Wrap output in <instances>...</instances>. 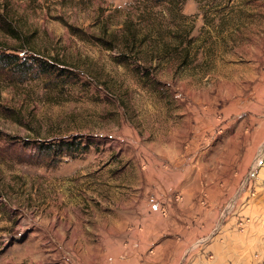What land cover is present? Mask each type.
<instances>
[{"label":"rangeland","instance_id":"rangeland-1","mask_svg":"<svg viewBox=\"0 0 264 264\" xmlns=\"http://www.w3.org/2000/svg\"><path fill=\"white\" fill-rule=\"evenodd\" d=\"M263 57L264 0H0V264H130L198 217L182 264L227 223L260 260L264 144L225 184Z\"/></svg>","mask_w":264,"mask_h":264},{"label":"crops","instance_id":"crops-1","mask_svg":"<svg viewBox=\"0 0 264 264\" xmlns=\"http://www.w3.org/2000/svg\"><path fill=\"white\" fill-rule=\"evenodd\" d=\"M262 59L264 60V57ZM254 91V99L250 101V104L242 106L243 110L241 111V113L243 111L248 112L251 108H255L252 110L253 114H249L248 112L246 115H234L229 121L230 124L232 120L238 119V124L230 128L228 132V162L231 159L234 163V156H240L238 157L240 162L237 161L236 169L232 166V161H230L231 164L228 163V182L225 184L228 192V202L234 194L237 195L239 192V190H236V188H239L238 180L248 171L249 164L253 161V156L257 152H260V148L264 144V82L259 83L254 88ZM246 109L247 111H245ZM252 185L253 183L251 182L250 186L252 187ZM255 185L257 188L254 192L255 197H249V191L240 193L242 203H244L239 208V217H250L252 219L264 215L263 181H259V186L258 184ZM211 192L213 190H210ZM198 219L199 223L194 224L192 228L190 227L187 233L183 229L177 231V234L175 233L176 235H181L182 238L174 240L176 242L171 243V247L169 246V242L163 241L157 243L155 247L144 244L147 247L140 245L132 249L130 245L129 251L133 256L129 263L161 264L163 260H167V263L170 264H182L181 261L183 257H186V251L192 247L191 242L201 235V217H198ZM229 224L232 226V221ZM226 226L227 231L224 243L212 242L208 246H205V252L200 251L198 256L189 255L187 263L185 262L184 264H263L264 247L263 250H259L260 260L254 258L255 251L254 253L251 252L253 251V240H255V238H251L255 229L252 223L251 225L249 224L246 234L239 233L237 226L229 229L228 223ZM166 231V229L163 230V233ZM169 231L172 232V228H169ZM169 250L171 253L168 254L167 251Z\"/></svg>","mask_w":264,"mask_h":264},{"label":"trees","instance_id":"trees-1","mask_svg":"<svg viewBox=\"0 0 264 264\" xmlns=\"http://www.w3.org/2000/svg\"><path fill=\"white\" fill-rule=\"evenodd\" d=\"M15 51H18V50H15Z\"/></svg>","mask_w":264,"mask_h":264}]
</instances>
